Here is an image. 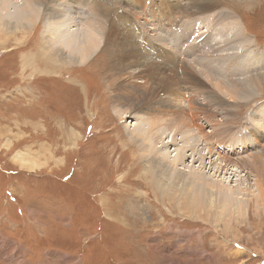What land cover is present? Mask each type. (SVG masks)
Segmentation results:
<instances>
[{
  "label": "rangeland",
  "instance_id": "374dc122",
  "mask_svg": "<svg viewBox=\"0 0 264 264\" xmlns=\"http://www.w3.org/2000/svg\"><path fill=\"white\" fill-rule=\"evenodd\" d=\"M108 2L114 3L110 13L103 12L113 19L108 23L110 40L83 64L73 55L72 63H62L53 52L43 51L46 10L32 28L0 36V264H264V197L257 204L250 192L253 188L249 191L254 176L243 167L225 177L223 172L218 176L204 170L206 178L242 191L232 203H242L243 210L226 209L220 217L213 211L209 215L180 211L175 200L156 190L144 174L143 139L130 137V131L144 121L133 114L135 109L127 117L111 104L120 84L126 82L123 73L136 68V59L143 55L132 57L130 50L125 54L129 62L125 56L118 57L117 32L125 30L127 47L136 54L143 53L139 47L154 54L152 62L140 66L143 76L137 84L147 78L146 87L155 86V91L149 96L146 92L143 102L137 98L133 105L155 108V101H165L170 94L171 102L177 103L172 107L175 114L190 120L189 133L199 143L197 149L204 153L210 149L212 158L219 153L232 160L247 159L264 149V87L259 95L232 101L225 90H210L207 79L187 69L188 63L199 64L200 71L218 80L239 78L243 70L249 71L246 75L264 74V61L258 64L252 55L264 53V0ZM130 5L145 11L140 15L157 25L166 47L147 39L153 33L148 24L136 25L134 17L129 21L135 27L121 21L132 13ZM202 5L206 9L200 12ZM4 11L0 9L3 15ZM217 11L241 18L250 44L236 41L231 30L214 34L221 42L219 48L208 49L209 40L197 48L188 44L184 53L177 51L174 44L180 40L176 35L175 43L170 41V26L183 21L182 15L199 20L205 15L208 23ZM226 20L215 28L222 31ZM144 27L150 31H143ZM203 27L193 26L195 38ZM112 61L115 66L108 77ZM194 103H202L208 111H195ZM170 128L162 124L158 134L168 129L163 137L167 136ZM173 148H167L171 155ZM178 166L183 171L200 168L190 158ZM214 194L218 202L220 197Z\"/></svg>",
  "mask_w": 264,
  "mask_h": 264
},
{
  "label": "bare ground",
  "instance_id": "6f19581e",
  "mask_svg": "<svg viewBox=\"0 0 264 264\" xmlns=\"http://www.w3.org/2000/svg\"><path fill=\"white\" fill-rule=\"evenodd\" d=\"M116 1L117 0H115V3H117ZM129 1L132 3L134 0ZM198 1H201L202 3L206 0ZM243 1L247 3L249 1H252L253 3L255 0ZM47 2L49 3L48 5L46 4ZM113 7L114 3L108 2V0H99L98 2H96V0H93L91 3L89 2V0H0V9H5L4 15L3 13H0V36L3 33L11 34L18 30L25 31L26 28H32L33 25L40 20L39 18L43 17V12L44 10H46L44 17V25L47 28L43 29L42 33H44V35L41 39L43 51H47V53L53 52V55L58 59V61L62 63H72L74 56L77 62L83 64L87 62V60L90 59L92 55L95 54V52L103 42L108 43V40H110L108 37V23L113 19H111L112 16L107 17L106 15L108 14H105L103 12L105 11L107 13H110V9ZM137 8L138 7L133 8L130 5L129 9L132 11V13L129 14L127 18H124V20H120L124 23H129L130 27H135V24H142L143 26H146V24H148L149 26L147 25V28L153 30V33L151 34L153 38L149 36L147 39L157 41L160 43L158 45H164L166 47L167 41H164L163 38L159 37L160 33L157 32V25L152 26L151 22H149L148 20L145 21L140 15V13L145 14V11L143 12L142 8ZM204 9H206V6L203 7L202 5V9L200 10V12H202V10ZM115 11H117V9ZM198 11L199 10L196 8V12ZM227 13L229 14V17L226 16L224 13L217 11V14L212 15L211 20H209L208 23H205L204 21L205 15L202 16L203 19L200 20L195 16H193L194 18L188 17L187 19H184L186 18V16L182 15L183 21L176 23L177 26L171 25L167 34L172 35V38H169L172 43L173 41L175 43L176 40H180L178 44H173L175 47H177V51H181V53L185 52V48L188 44H191L192 47L197 48L198 46H200V44L203 45L207 41V43H209V40H211V44L208 46V49L209 47L212 49L219 48L221 46V42L216 41L213 36L217 33L222 35L223 31L233 30L234 32H236V34L233 35L234 38H236V41H241L243 44H250L249 40H251V37L247 33V29L244 27L243 20L241 18H235L228 11ZM132 17L136 18L135 24L129 21V19H132ZM226 18H229L230 20H226ZM188 19H191V21H189ZM223 19H225L226 21L223 22L222 31L219 29V27L218 29H216V25L220 24ZM154 20V22H157V24L162 23L161 19ZM12 24L19 26L17 28H14ZM201 25L204 27L200 32H197L199 34L196 35L197 37L195 38V32H192V28L193 26ZM118 26L117 29H119ZM125 27L127 28L128 32H131L128 25L123 26L124 29ZM49 28H57L59 31H66V33L58 34L57 32ZM123 28L121 29L123 30ZM137 28L138 26H136V29ZM147 28L144 27L143 31L146 32ZM184 30H186V36L184 34ZM213 30L215 31L213 32ZM112 31L114 32V30ZM154 31L157 33H155ZM119 34L123 35V40H121ZM125 35V30L123 32H117L118 43L116 44L118 45V57L125 56V54L130 50L132 51V57L137 58L139 54L143 55H139V60L136 59V68L133 67L131 72L123 73L124 77H126V82L124 84H122L123 82L120 84V88L118 89V91L115 92L111 104L113 105L115 112L119 113L120 115L123 114L127 117L130 116L129 113H131L135 109L133 114L138 115L140 119L144 121H139L138 128H135L134 130L130 131V137L131 139L132 137L134 139L138 137L143 139L144 145H142V150L140 154L144 161L142 162L143 171L144 174L150 178L156 190L164 192L168 196L169 200L171 199L173 202L175 200L176 204H178L179 206L180 211L183 210V212H186L187 214L192 215L193 213H195L199 215L200 213H204L209 215L211 211H213L215 213V216L220 217L222 214L221 212L223 210L226 211V209L231 212L235 211V209L238 208L243 210L242 203L236 205L232 203L233 198H238L242 191L235 190L236 187L235 189H232V187L230 188L229 186H227L226 184L224 185L221 182H214L212 179L206 178L204 174H202V172L204 170H206L207 172L210 170L213 172V174L218 173V176L223 172V176L225 177L226 174L234 175V168L236 169L243 167V169H246L248 173L254 176V181L252 184L249 183L248 188L249 191L250 188H253V190H251L250 192L253 194L256 203L258 204V200L263 199L264 197V194L262 192V187L264 185V149H260L258 153L251 154V156L247 159L242 157L244 159L235 158V160H232L231 157H222L221 155H219V153L216 155V157L212 158V155L214 153L210 149H208L206 153H204V151L201 152L199 149H197L199 143L196 140L192 139L191 133H189V129L190 127H192V125H190V120L188 118L182 117V115H180V112H178V114H175V112L173 111L174 109H172V107L175 105L177 106V103H173V101L171 102L170 94L167 95L169 98L167 99L168 101H162V99H159L157 101L154 100L156 102L155 108L159 103L165 104L164 108L162 109L151 108L153 110L152 111L151 109L143 108V104L133 105L137 98L143 102L144 98H146V92H148L149 96L150 93H154L155 91V86L146 87L145 84L148 83L147 78H145V81L143 82L144 84H137L138 81L142 82V80L137 79L142 78L143 76V74L141 73L143 68L140 66H144L145 63L148 64V62H152V55L154 56V54H151L148 50L143 49L139 46L138 47L142 50L143 53L136 54L134 52V48L127 47L124 44V42L126 41ZM176 35L177 37L175 38ZM205 35L208 39L204 40L203 37ZM131 40H133V37ZM133 42L135 41L133 40ZM218 43H220V45H218ZM168 47H170V45ZM65 51H67V53ZM220 52L222 53V51ZM148 54H150L151 57H148ZM217 54L218 53H216V55ZM252 55H254L253 60L258 62V64L260 60L264 61V53L261 54L257 52L253 53ZM193 56L196 55H192V57ZM127 57L128 56H125V61L129 60V58ZM166 60L163 59V62L165 65H168V61ZM237 60L239 61V59ZM130 63L132 62L130 61ZM113 64L114 61H112L110 70H108V72L106 73V76L108 77L111 76ZM187 66V69L189 68L188 70H192V72L201 75L200 77L201 79H203V81L207 79V81L212 84V86H210V90H212L213 88L220 92H223L225 90L224 93L227 94V96L232 101H241L245 98H251L254 93L259 95L261 94L259 92H263L262 89L264 87V74L262 73H258L257 75L253 73L246 75L247 73H249V71L243 70V74L239 78L225 77V79L218 80L214 77L209 76L207 73L205 74L200 71L198 69L199 64L195 65L194 63H188ZM231 70L233 69L231 68ZM164 87H166V85H164ZM150 97H147V101L151 100ZM194 104L192 105V108H194L195 111H208L207 108L205 109V107L201 106L203 105L202 103L201 105H198L197 103ZM153 106L154 105H152L151 107ZM168 106H171V112H168ZM189 107L191 108V106ZM197 115L199 116V114ZM207 116H211L212 118L214 115L212 113H207ZM162 124H167L171 127V132L169 134L170 138L166 141H164V139L166 137H169V135L164 137L163 135L168 129H166L161 135L158 134V130L161 128ZM169 146H174V151L172 150V155V152L168 151L167 149ZM155 147H158L159 151L154 152ZM134 158L137 157L134 156ZM188 158H190V160H192L193 162H198L199 166L197 167H200L199 170L190 168L191 166L188 167V171H183L181 168H178V165H182L183 163H185ZM208 159L209 161L207 162ZM214 193H217L220 197L218 202L215 201Z\"/></svg>",
  "mask_w": 264,
  "mask_h": 264
}]
</instances>
